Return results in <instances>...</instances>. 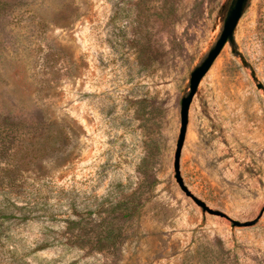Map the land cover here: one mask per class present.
I'll list each match as a JSON object with an SVG mask.
<instances>
[{"label": "rangeland", "instance_id": "374dc122", "mask_svg": "<svg viewBox=\"0 0 264 264\" xmlns=\"http://www.w3.org/2000/svg\"><path fill=\"white\" fill-rule=\"evenodd\" d=\"M230 2L0 0V202L19 205L0 212V264H264V212L203 213L173 166L190 72ZM243 58L264 83V0L198 86L180 170L248 221L264 207V93Z\"/></svg>", "mask_w": 264, "mask_h": 264}, {"label": "water", "instance_id": "95a60500", "mask_svg": "<svg viewBox=\"0 0 264 264\" xmlns=\"http://www.w3.org/2000/svg\"><path fill=\"white\" fill-rule=\"evenodd\" d=\"M250 0H231L222 27L220 29V32L215 40V42L211 45V47L208 49L204 57L201 59V61L194 66L192 71L190 72V78H189V86L188 91L185 95L181 98V108H180V127L179 132L176 140V146H175V154H174V170H175V178L177 183L179 184L180 188L185 192L186 195L191 197L193 201L201 207L203 213H210L214 215H220L224 216L232 221L233 226H249L255 224L260 217L262 216L264 212V207L258 217H256L253 220L248 221H240L237 219H232L227 213L220 209H214L210 207L206 201L201 199L200 197L196 196L190 188L186 185L182 174L180 170V159L182 154V148L185 142L188 122H189V109L191 102L194 98V95L196 94L198 90V86L205 76V74L208 72L212 64L214 63L215 59L221 52L224 45L229 42L230 45L234 42V33L237 27V24L239 22V19L241 18L246 6L248 5ZM242 62L245 66L250 67L251 69V76L256 81V86L259 89L263 90L264 93V83L259 81L255 69L248 63L246 59H242Z\"/></svg>", "mask_w": 264, "mask_h": 264}, {"label": "trees", "instance_id": "16d2710c", "mask_svg": "<svg viewBox=\"0 0 264 264\" xmlns=\"http://www.w3.org/2000/svg\"><path fill=\"white\" fill-rule=\"evenodd\" d=\"M10 206L19 207L18 204H16L15 202L10 200V197H8V196L4 197V199L1 200V202H0V212H5V211L9 210ZM21 209H25V208L22 207ZM21 219L26 220V219H29V217L24 215ZM67 220H68L69 224H68V226L66 228L69 231L73 230V228H74L73 225L75 224V220L74 219H70V218L67 219Z\"/></svg>", "mask_w": 264, "mask_h": 264}, {"label": "bare ground", "instance_id": "6f19581e", "mask_svg": "<svg viewBox=\"0 0 264 264\" xmlns=\"http://www.w3.org/2000/svg\"><path fill=\"white\" fill-rule=\"evenodd\" d=\"M238 115V114H237ZM232 118V117H231ZM233 126V125H232ZM189 149H193V144L191 143L190 144V147H189Z\"/></svg>", "mask_w": 264, "mask_h": 264}]
</instances>
